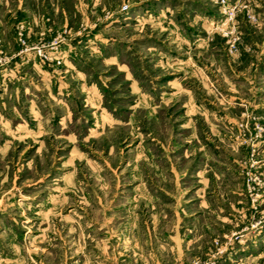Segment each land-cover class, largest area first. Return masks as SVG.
Wrapping results in <instances>:
<instances>
[{"label":"rangeland","instance_id":"obj_1","mask_svg":"<svg viewBox=\"0 0 264 264\" xmlns=\"http://www.w3.org/2000/svg\"><path fill=\"white\" fill-rule=\"evenodd\" d=\"M222 1L0 0V264H264V0Z\"/></svg>","mask_w":264,"mask_h":264},{"label":"built area","instance_id":"obj_2","mask_svg":"<svg viewBox=\"0 0 264 264\" xmlns=\"http://www.w3.org/2000/svg\"><path fill=\"white\" fill-rule=\"evenodd\" d=\"M223 2V6H224V13H225V20L231 19L234 16V7L232 5H230L229 3H227L225 0L222 1ZM236 37H233V39H229V45L230 48L233 49V47H235V40ZM34 264H40V263H34Z\"/></svg>","mask_w":264,"mask_h":264}]
</instances>
